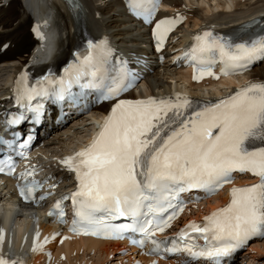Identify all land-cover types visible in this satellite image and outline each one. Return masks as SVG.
I'll return each mask as SVG.
<instances>
[{"label":"snow or ice","instance_id":"1","mask_svg":"<svg viewBox=\"0 0 264 264\" xmlns=\"http://www.w3.org/2000/svg\"><path fill=\"white\" fill-rule=\"evenodd\" d=\"M157 7V0H129V8L137 15L152 17ZM179 22L182 18L178 17L155 24L152 36L157 51ZM110 55L105 41H89L87 49L75 54L76 62L69 64L59 79L49 74L30 86L27 75L22 74L15 89L16 103L39 116L42 105L32 106L37 98L63 101L74 85L81 89L99 87ZM257 56L264 57V35L235 43L211 31L194 36L190 51L184 54L196 82L205 77L218 80L220 76L239 75ZM217 63L223 65L220 76L213 71ZM132 82L122 65L119 76L104 85L103 99L115 100ZM23 119L22 115L14 116L6 124L19 125ZM16 139L14 136L13 141ZM31 139L29 134L27 141ZM0 146L27 148L29 143L17 145L0 139ZM18 154L27 158L23 151ZM61 163L75 174L76 190L58 200L48 215L64 223L63 203L71 200L74 219L70 231L74 234L124 239L125 233H137L142 238L132 243L140 248L150 243L148 254H159L165 245L164 251L184 253L190 261L228 257L250 240L264 239V84H249L203 107H196L192 100L179 95L120 100L90 144ZM234 172H250L259 182L232 188L225 207L206 217L202 225L190 223L177 239L169 242L155 238L171 227L183 210L176 207L169 213L181 193L200 189L208 195L215 194L233 181ZM0 174L22 181L17 190L26 203L39 205L48 198L37 197L43 185L29 179L35 175V168L15 176V162L9 156L0 158ZM120 218L131 222L111 223ZM191 233H198L204 245L193 243L196 237ZM39 236L37 231L33 252L43 248ZM5 239L6 233L0 229V264H23L4 254ZM48 242L45 238L44 243ZM169 243L171 247L166 246Z\"/></svg>","mask_w":264,"mask_h":264},{"label":"bare ground","instance_id":"2","mask_svg":"<svg viewBox=\"0 0 264 264\" xmlns=\"http://www.w3.org/2000/svg\"><path fill=\"white\" fill-rule=\"evenodd\" d=\"M81 1L85 9L82 14L85 31L93 38L94 42L105 41L111 52L114 51L113 46L128 49L129 57L123 58L144 75L142 80V84L145 86L144 98L158 99L188 95L191 98L197 97L207 99L208 102H215L228 91L236 92L241 85L246 87L252 83L264 84V60L257 63L250 73L239 78V80L220 76V72L215 70L214 73L220 76L218 80L210 77L208 80L193 81L192 72L185 70L186 64L182 58L176 63H170L169 66H162L159 61L160 56H164L168 51L164 50L159 53L154 46L152 36V31L158 20L182 18L183 23L177 29H181L179 32H185L184 36L178 43H176L177 41L171 43L173 49L182 47L179 52L182 55L194 36L202 34L204 31L217 34L215 31L217 28L223 26L230 28L232 24H238L253 16H259L264 12V0H165V3L170 5L169 13L160 15L159 19L148 29L129 13L124 0ZM0 6L1 111L2 103L8 101L14 94L15 81L24 72L32 69L43 74L53 68L60 67L72 57L77 43V28L69 9L61 0H0ZM220 11L222 13L217 14ZM36 18L43 22V30L48 37L44 48H42L43 38L35 33L34 20ZM191 21L193 24L188 28H192L193 31H182ZM135 31L137 33H134ZM139 41L148 45L142 51H137L145 55L148 62L137 59L134 56L137 55L136 50L133 51V46L131 48L128 46V44L142 46ZM49 45L51 47H48ZM164 67L165 72L169 75L168 79L174 82L165 81L164 77V79L161 78V70ZM153 73L156 75L152 76ZM139 97H143V95L139 94ZM128 98L135 100L138 95L132 93L128 95ZM112 105L109 103L101 108H96L88 116V119L78 116L75 120L73 119L59 128L55 127L53 122V130H48L49 126H52L48 124L46 133L48 134L49 145L36 158L43 170L57 181L69 183L72 180V174L66 170L61 162L79 146L91 142L97 125L102 120L99 116L104 118L111 110ZM69 112L65 109L64 113L69 115ZM55 148L58 151L53 153ZM255 182L257 179L246 172L239 177L237 184ZM221 195L219 200L200 205L198 211L188 209L186 218L198 217L205 210L213 209L220 202L227 203L229 193ZM16 198L17 195L10 188L8 194L4 195L3 201L16 202ZM12 213L16 218L13 226L14 231L17 232L16 246H20L32 232L31 223H26L27 218L29 216L31 219L37 218L36 230L39 231V241L43 248L40 251H32L36 233L25 242V252L29 254L28 264H93L87 259L89 253L97 254L100 257H109L112 253L123 251L127 247L121 243H104L72 237L65 229L54 228L40 216H32L24 209ZM0 229L6 233L5 248L10 240L9 224L7 222L3 224L0 219ZM53 237L55 238L53 239ZM45 238H48V243H44ZM119 259H122L123 264H128V260L130 261L129 264H136L138 260L144 264H184L181 260L168 262H162L158 259L150 260L139 256L137 250H131L127 256L119 257ZM245 261V259L242 261L243 264Z\"/></svg>","mask_w":264,"mask_h":264},{"label":"rangeland","instance_id":"3","mask_svg":"<svg viewBox=\"0 0 264 264\" xmlns=\"http://www.w3.org/2000/svg\"><path fill=\"white\" fill-rule=\"evenodd\" d=\"M1 7V6H0ZM219 13H222V11L220 12H217V14ZM192 21L190 22L189 25L185 26L186 29L184 28V30L182 31H193L192 28H188V26H192ZM198 28V27H197ZM178 31H181V29H177V30H174L172 34H175L177 33L178 35H171L170 37V41L169 43L166 45V50L165 51H168V53H165V56H166V60L164 62V64L162 66H169L171 65L173 62H177L180 55L179 52H180V48L181 46L177 47V48H174L173 49V44H170L172 43L174 40H177V43L179 41H181L182 39V36H184V33L185 32H178ZM134 33H137V31H135ZM180 35V36H179ZM180 37V38H178ZM142 41H139V43H141ZM142 46H137L136 44L132 45V44H128V46L131 48V46H133L132 50H136V53L137 55H134L137 59L139 60H142V61H145V62H148L147 58L145 55L141 54V53H138L139 51H142V49H145V47H147L148 45L147 44H143L141 43ZM113 49H114V52L116 55L120 56V57H129L128 56V49L127 48H122V47H118V46H113ZM138 51V52H137ZM170 57H169V56ZM176 56V57H175ZM175 57V58H174ZM174 58V59H173ZM172 61V62H171ZM171 63V64H170ZM143 68V67H142ZM165 73V75H164ZM169 74V73H168ZM156 73H153L152 76H155ZM161 78L164 79L165 78V81H170V82H174L173 80H169L168 76L167 75V72H165V67L161 70ZM164 77V78H163ZM59 146V145H58ZM56 151H58L56 148L55 150H53L52 152L55 153ZM247 185V184H246ZM250 185V184H249ZM261 240L259 241V243H255L253 242L248 248L247 250L244 252V256H243V260L245 259V263L244 264H264V239L260 238ZM126 254H122V252H115V253H112L109 257H100L99 255L97 254H88L87 255V259L89 262L93 263V264H123L122 263V259H119L122 258V257H125ZM93 258V259H92ZM104 259V260H103ZM99 260V261H98ZM94 261V262H93ZM130 263V261L128 260V264Z\"/></svg>","mask_w":264,"mask_h":264}]
</instances>
